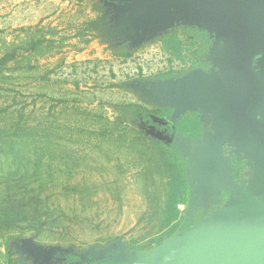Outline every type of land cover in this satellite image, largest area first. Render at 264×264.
<instances>
[{
    "label": "rangeland",
    "instance_id": "rangeland-1",
    "mask_svg": "<svg viewBox=\"0 0 264 264\" xmlns=\"http://www.w3.org/2000/svg\"><path fill=\"white\" fill-rule=\"evenodd\" d=\"M129 3L0 0V264H125L230 200L210 184L196 205L195 141L142 120L162 74L206 72L179 26L137 34Z\"/></svg>",
    "mask_w": 264,
    "mask_h": 264
},
{
    "label": "water",
    "instance_id": "water-1",
    "mask_svg": "<svg viewBox=\"0 0 264 264\" xmlns=\"http://www.w3.org/2000/svg\"><path fill=\"white\" fill-rule=\"evenodd\" d=\"M128 1L135 13L126 21L139 35L148 32L152 37L176 26L198 27L211 35L208 59L219 71L210 67L203 75L162 80L151 89L168 98L158 106L173 109L172 122L194 112L203 124L201 139L174 133L198 146L193 163L196 205L210 184L230 191V200L158 249L118 262L264 264V0ZM209 124L214 129L210 134ZM243 159L252 171L246 174L248 178L234 180L231 162ZM32 248L38 256L48 254L43 248Z\"/></svg>",
    "mask_w": 264,
    "mask_h": 264
},
{
    "label": "trees",
    "instance_id": "trees-1",
    "mask_svg": "<svg viewBox=\"0 0 264 264\" xmlns=\"http://www.w3.org/2000/svg\"><path fill=\"white\" fill-rule=\"evenodd\" d=\"M179 30H182L187 37L188 40H193L194 52L193 59L190 61L191 70H203L208 71L210 69V65L207 63V56L209 55V51L212 45L211 35L203 29H199L198 27H190V26H179ZM160 41L163 44L164 49L169 51H175V55L177 57H181V41L178 38L177 32L168 33L162 37H160ZM180 51V52H179ZM185 75L183 71H169L167 73L162 74L159 78L161 80H170L181 78ZM173 115V109L169 107L162 106H154L153 109H142V116L144 121L147 122L150 126H155L156 130L158 128H164L167 125L175 126V133L180 134L185 137H189L191 139H201L204 135L203 124L200 120V117L197 113L187 112L183 114L179 120L176 122H172L171 118ZM159 119L165 122H168L167 125H162L158 122H155L154 119ZM175 170L178 173L181 186H185V179L183 177L184 167L182 164V160L177 158L175 161ZM202 219V218H201ZM200 219V220H201ZM194 223V222H193ZM177 223L168 233V237H172L175 229L178 227ZM192 225V224H191Z\"/></svg>",
    "mask_w": 264,
    "mask_h": 264
},
{
    "label": "flooded vegetation",
    "instance_id": "flooded-vegetation-1",
    "mask_svg": "<svg viewBox=\"0 0 264 264\" xmlns=\"http://www.w3.org/2000/svg\"><path fill=\"white\" fill-rule=\"evenodd\" d=\"M208 65H209V63H208ZM168 127H171V129H172V133L174 134L175 132H174V130H173V126L172 125H167ZM176 134V133H175ZM233 167H234V178L236 179V180H239L240 178H243V175H244V173L248 170L247 169V167H246V165H245V163L242 161V162H233ZM207 215V214H206ZM202 218H204V217H202ZM201 218H198V219H196L194 222H196V221H198V220H200ZM73 258V257H72ZM74 261H76V260H78L77 258H74L73 259Z\"/></svg>",
    "mask_w": 264,
    "mask_h": 264
},
{
    "label": "crops",
    "instance_id": "crops-1",
    "mask_svg": "<svg viewBox=\"0 0 264 264\" xmlns=\"http://www.w3.org/2000/svg\"><path fill=\"white\" fill-rule=\"evenodd\" d=\"M73 1H76L77 3H81V2H83L84 0H73ZM127 7H128V10H127V13H135V8L133 7V4L132 3H129L128 5H127ZM235 161V160H234ZM234 161H232L231 162V164L233 165V162ZM244 162L245 163V165H246V167H247V171L244 173V175H243V178H240L239 180H241V179H245V178H248L247 176H246V174L248 173V172H250V171H252V169L249 167V165H248V160H241V161H239V162ZM235 162H237V161H235ZM232 175H233V172H232ZM233 178H234V175H233ZM234 180H236L235 178H234ZM239 180H237V181H239Z\"/></svg>",
    "mask_w": 264,
    "mask_h": 264
}]
</instances>
